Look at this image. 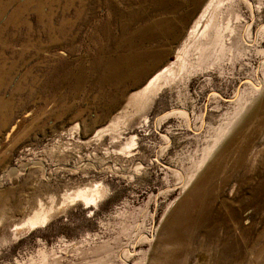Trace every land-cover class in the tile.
<instances>
[{
    "label": "rangeland",
    "instance_id": "374dc122",
    "mask_svg": "<svg viewBox=\"0 0 264 264\" xmlns=\"http://www.w3.org/2000/svg\"><path fill=\"white\" fill-rule=\"evenodd\" d=\"M254 1L256 20L241 10L255 46L229 27L220 50L189 34L208 0H0V264H264ZM173 61L153 103L129 102ZM115 117L121 129L94 137ZM90 186L96 202H64ZM41 205L47 220L16 235Z\"/></svg>",
    "mask_w": 264,
    "mask_h": 264
},
{
    "label": "bare ground",
    "instance_id": "6f19581e",
    "mask_svg": "<svg viewBox=\"0 0 264 264\" xmlns=\"http://www.w3.org/2000/svg\"><path fill=\"white\" fill-rule=\"evenodd\" d=\"M242 6H246L250 10V12L254 14V17H255L254 19L256 20L257 11H259V9H261V7L256 6V2L254 0H208V2L206 3V5L202 11V13L200 14V16L199 15H198L199 17L197 16L198 21L196 22L195 26L193 27V31L189 34H191V37L192 36L194 37L196 35L197 38H199V39H197V41L198 40L201 41V40H204L206 38L207 39H215L216 46H220L219 47V49H220L223 47L221 45L222 43L220 40L221 36L225 39L227 36H226V34H220L219 29L226 30L229 27L230 28L234 27L236 30V33L234 35V37H235L234 40L235 41L238 40V42L240 44H246L249 46V47L243 46L244 49H246V50L250 49V47L255 46V43L253 40H250L248 38L247 29L242 25V23H243V19H244L246 21L249 29H251V26H252L251 23L253 22V20L252 21L247 20V18L242 13V10H241ZM242 28H243V30L239 31V29H242ZM263 29H264V24L260 27L259 31L264 32ZM225 48H226V46H225ZM220 50H223V49H220ZM188 52H189V49L184 47V48L180 49V52L178 53V58L180 60V66L183 68H185L187 66L188 60H186V57H187ZM227 55H230V54H226L225 56H227ZM177 62H179V61H177ZM175 67H176V62H174V61L168 65H164L163 67H161L157 72H155L150 77V79L148 80V82L145 85H143L141 88H139L137 91H135L133 93L129 102H131V103L135 102L141 107L148 105V103H151V102L153 103L154 97L164 88V86L169 85V84H171V82H173V80L175 78ZM247 82H250L251 84H253L256 87L260 86V89L263 88V86H264V80H262L261 83L258 84L254 78H249V79H247ZM215 94H218V93L215 92ZM219 95H220L219 97H222V95L220 93H219ZM237 96H240V93L238 95H236V97ZM139 106H137L136 108H138ZM138 112H139V110H138ZM122 116H123V118H125L124 114ZM130 117L132 118V116H130ZM116 119L117 120H112L113 122L111 121L112 124L110 126H108L107 129L100 131L94 137H97V138L103 137L106 132L115 130L116 128H120V127H118L121 124L119 122V118H116ZM128 119H129V117H128ZM146 120H147V118H146ZM123 121H125V120H123ZM149 123H150V121L147 122V125H149ZM122 126H124V125H122ZM155 129H157V132H158V130H159L158 122H157V126ZM118 133H119V131H118ZM222 138L223 137H219V139H222ZM138 141L139 140L137 139L136 134L129 136V138H127L126 142L123 144V148L121 150L124 151L128 147L138 145L139 144ZM214 150H215V148L210 150V152L204 158V160L202 161L201 164H203L204 162H206L209 159V156L211 155V153ZM126 153H127V151H126ZM123 154H124V152H123ZM103 190L105 191V189H103ZM101 193H102V189L100 187L94 188V187L90 186L89 188H80V189L72 192L71 194L67 193V194H65V196L63 198H64V202L68 201V200H74V199L79 198L80 200H82L88 204L90 202H96L99 199V197L101 196ZM44 207L41 205L39 208L35 209L33 211V213L29 217H27L26 221L23 222V228L18 229L15 227L16 228L15 234L17 235L24 228L29 229L32 226H37V225L44 223L47 220L48 214L51 210V209L49 210L48 208H47L48 209L47 210ZM41 255L42 256L40 257L41 258L40 260H38L37 262L32 261L31 264H60V258H58V257H57L56 261L51 262L48 259V255H45L44 252L41 253Z\"/></svg>",
    "mask_w": 264,
    "mask_h": 264
}]
</instances>
